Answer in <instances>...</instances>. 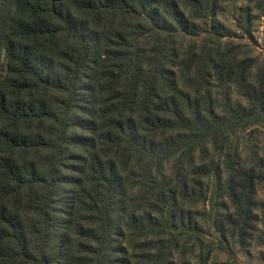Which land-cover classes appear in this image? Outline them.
Instances as JSON below:
<instances>
[{
	"label": "trees",
	"instance_id": "1",
	"mask_svg": "<svg viewBox=\"0 0 264 264\" xmlns=\"http://www.w3.org/2000/svg\"><path fill=\"white\" fill-rule=\"evenodd\" d=\"M256 18L264 0H0V264L263 247Z\"/></svg>",
	"mask_w": 264,
	"mask_h": 264
},
{
	"label": "rangeland",
	"instance_id": "2",
	"mask_svg": "<svg viewBox=\"0 0 264 264\" xmlns=\"http://www.w3.org/2000/svg\"><path fill=\"white\" fill-rule=\"evenodd\" d=\"M226 21L230 26L233 25V20L230 16ZM242 39L252 44L256 54L264 56L263 19L256 18L250 28V33L243 36ZM206 239L211 240L213 236H206ZM216 262L219 264H264V246L251 247L247 252H239L231 248L230 254L218 255Z\"/></svg>",
	"mask_w": 264,
	"mask_h": 264
}]
</instances>
